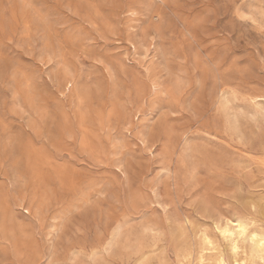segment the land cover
Listing matches in <instances>:
<instances>
[{"label": "rangeland", "instance_id": "rangeland-1", "mask_svg": "<svg viewBox=\"0 0 264 264\" xmlns=\"http://www.w3.org/2000/svg\"><path fill=\"white\" fill-rule=\"evenodd\" d=\"M237 220L264 236V0H0V264H263Z\"/></svg>", "mask_w": 264, "mask_h": 264}, {"label": "bare ground", "instance_id": "bare-ground-1", "mask_svg": "<svg viewBox=\"0 0 264 264\" xmlns=\"http://www.w3.org/2000/svg\"><path fill=\"white\" fill-rule=\"evenodd\" d=\"M218 228L225 237L230 239V249L232 252L236 253L238 251V240L248 239L254 248H257L264 254V236L250 229L247 223L237 220L234 221V224L226 222L218 226ZM261 258L264 264L263 256ZM234 264H239V262L235 260Z\"/></svg>", "mask_w": 264, "mask_h": 264}]
</instances>
